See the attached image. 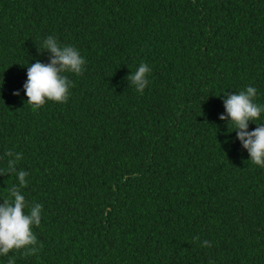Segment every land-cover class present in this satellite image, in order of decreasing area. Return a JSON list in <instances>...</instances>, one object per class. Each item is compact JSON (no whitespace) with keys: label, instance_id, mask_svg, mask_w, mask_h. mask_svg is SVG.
Listing matches in <instances>:
<instances>
[{"label":"trees","instance_id":"trees-1","mask_svg":"<svg viewBox=\"0 0 264 264\" xmlns=\"http://www.w3.org/2000/svg\"><path fill=\"white\" fill-rule=\"evenodd\" d=\"M48 35L77 47L86 70L68 74L66 104L34 110L23 85L27 65L50 61ZM142 62L140 95L128 78ZM248 85L264 103V0H0V202L17 183L12 150L27 201L43 205V247L9 256L264 264V169L219 119L223 95Z\"/></svg>","mask_w":264,"mask_h":264},{"label":"clouds","instance_id":"clouds-1","mask_svg":"<svg viewBox=\"0 0 264 264\" xmlns=\"http://www.w3.org/2000/svg\"><path fill=\"white\" fill-rule=\"evenodd\" d=\"M41 47L51 53V59L47 64L36 61L27 65V79L23 85L26 103L34 110L49 101L66 104L73 87L68 74L81 75L87 63L77 47L61 43L53 35L44 38ZM151 74V66L143 62L131 72L128 79L140 95L149 86ZM13 95L19 96V92L15 91ZM223 96L225 113L219 119L228 122L229 132H235L250 163L264 169V103L258 102V89L248 85L239 92ZM250 123L256 125L252 130H249ZM6 155L9 157L6 171L15 174L17 183L10 189V195L0 202V257H8L7 264H16V255L9 256V253L32 256L43 247L33 231L41 225L43 205L30 204L22 191L29 183V172L16 168L22 155L12 150ZM193 239L200 241L198 236ZM200 244L205 248L212 247L209 240H202Z\"/></svg>","mask_w":264,"mask_h":264}]
</instances>
